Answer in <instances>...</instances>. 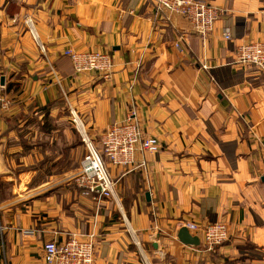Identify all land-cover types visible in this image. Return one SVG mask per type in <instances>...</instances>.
Instances as JSON below:
<instances>
[{
    "label": "crops",
    "instance_id": "crops-1",
    "mask_svg": "<svg viewBox=\"0 0 264 264\" xmlns=\"http://www.w3.org/2000/svg\"><path fill=\"white\" fill-rule=\"evenodd\" d=\"M202 1L223 11L204 41L154 0H0V183L28 182L0 199V264H45V243L88 232L93 264H264V74L233 64L264 43V0ZM68 49L106 53L110 78L74 73ZM130 112L159 151L105 160L115 199L86 195L83 135L99 150ZM214 223L229 238L206 251L186 224Z\"/></svg>",
    "mask_w": 264,
    "mask_h": 264
},
{
    "label": "built area",
    "instance_id": "built-area-1",
    "mask_svg": "<svg viewBox=\"0 0 264 264\" xmlns=\"http://www.w3.org/2000/svg\"><path fill=\"white\" fill-rule=\"evenodd\" d=\"M154 3L157 11H167L185 19L192 32L202 41L208 38L215 21L223 12L202 0H154ZM25 23L30 35L37 41L31 19L27 18ZM222 37L230 41L229 30H225ZM178 44L175 42L177 48ZM64 54L69 57L74 73L91 72L104 79L110 78L113 62L106 53L68 49ZM233 64L243 70L254 69L264 74V43L250 42L236 47ZM9 105L0 85V113L6 112ZM134 118L135 114L130 112L121 122L111 124L100 138L99 150L82 134L86 152L78 169L70 176L75 187L86 195L98 192L99 199H115L116 182L107 172L105 160L115 166H127L133 162L136 152L156 154L159 151L158 141L153 137H144ZM72 122L79 126L75 117H72ZM186 226L200 236L206 251H213L229 238L227 227L222 223L204 227L195 224ZM96 238L95 233L88 232L85 235H72L64 243L47 242L43 245V261L45 264H93Z\"/></svg>",
    "mask_w": 264,
    "mask_h": 264
},
{
    "label": "water",
    "instance_id": "water-1",
    "mask_svg": "<svg viewBox=\"0 0 264 264\" xmlns=\"http://www.w3.org/2000/svg\"><path fill=\"white\" fill-rule=\"evenodd\" d=\"M0 85L1 86L4 85L3 79L0 80ZM97 191H99V189H97ZM176 236H177L178 241L182 243L183 245L190 246L192 248L199 247L200 241H199L198 236L191 235L185 227H182L181 229H179Z\"/></svg>",
    "mask_w": 264,
    "mask_h": 264
},
{
    "label": "rangeland",
    "instance_id": "rangeland-1",
    "mask_svg": "<svg viewBox=\"0 0 264 264\" xmlns=\"http://www.w3.org/2000/svg\"><path fill=\"white\" fill-rule=\"evenodd\" d=\"M69 120H68V122H69V125L71 124L72 125V123H71V119H70V113H69V118H68ZM11 126V125H10ZM5 138V137H4ZM10 140H11V138H9ZM4 141H5V139H4ZM94 145V144H93ZM95 146V145H94ZM97 148V147H96ZM9 184V181H7V182H5V185H2L1 183H0V199H2V200H8L10 197H11V189L13 188V187H15V191H16V193H19V191L18 190H24V188H25V186H27V184H28V182H21L20 183V187L19 186H17L16 185V183H15V185L14 184H11V182H10V185H8ZM22 192V191H21Z\"/></svg>",
    "mask_w": 264,
    "mask_h": 264
}]
</instances>
